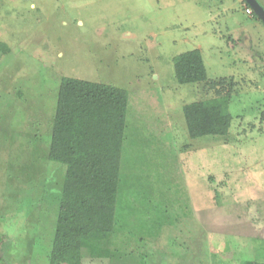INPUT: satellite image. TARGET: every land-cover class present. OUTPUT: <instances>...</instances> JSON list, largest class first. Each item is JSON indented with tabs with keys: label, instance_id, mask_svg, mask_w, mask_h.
I'll list each match as a JSON object with an SVG mask.
<instances>
[{
	"label": "rangeland",
	"instance_id": "obj_1",
	"mask_svg": "<svg viewBox=\"0 0 264 264\" xmlns=\"http://www.w3.org/2000/svg\"><path fill=\"white\" fill-rule=\"evenodd\" d=\"M247 6L0 0V42L9 48L0 50L3 264H48L65 172L48 149L68 76L129 93L123 158L148 192L138 205L145 226L116 264L264 261V21ZM193 49L201 51L208 79L234 82L226 136L188 134L183 105L214 95L203 83L176 81L174 58ZM158 217L161 229L150 227ZM150 228L160 235L140 240ZM82 264L112 263L88 257Z\"/></svg>",
	"mask_w": 264,
	"mask_h": 264
},
{
	"label": "trees",
	"instance_id": "obj_2",
	"mask_svg": "<svg viewBox=\"0 0 264 264\" xmlns=\"http://www.w3.org/2000/svg\"><path fill=\"white\" fill-rule=\"evenodd\" d=\"M8 49L0 42L2 52ZM174 70L179 84L203 83L204 90L214 93L183 105L189 136H226L232 123L228 107L233 80L208 79L198 49L177 55ZM128 106L125 88L77 77L62 78L52 116L48 158L64 165L65 172L58 185V213L48 264H82L88 257L116 264L125 260L131 236L145 226L138 205L141 195L148 191L138 187V180L135 183L137 175L127 173L123 158L129 130ZM131 186H135L133 190ZM147 222L150 227L162 224L160 217ZM160 232L151 233L150 228L139 239L157 238ZM239 264L264 261L245 259Z\"/></svg>",
	"mask_w": 264,
	"mask_h": 264
},
{
	"label": "water",
	"instance_id": "obj_3",
	"mask_svg": "<svg viewBox=\"0 0 264 264\" xmlns=\"http://www.w3.org/2000/svg\"><path fill=\"white\" fill-rule=\"evenodd\" d=\"M248 4L251 6L253 11L264 21V8L263 6L256 0H247ZM255 2V4H254Z\"/></svg>",
	"mask_w": 264,
	"mask_h": 264
},
{
	"label": "built area",
	"instance_id": "obj_4",
	"mask_svg": "<svg viewBox=\"0 0 264 264\" xmlns=\"http://www.w3.org/2000/svg\"><path fill=\"white\" fill-rule=\"evenodd\" d=\"M246 11L249 12V13H252V9L250 7H246Z\"/></svg>",
	"mask_w": 264,
	"mask_h": 264
},
{
	"label": "flooded vegetation",
	"instance_id": "obj_5",
	"mask_svg": "<svg viewBox=\"0 0 264 264\" xmlns=\"http://www.w3.org/2000/svg\"><path fill=\"white\" fill-rule=\"evenodd\" d=\"M256 1H258L259 3H260V1L259 0H256ZM263 2H264V0H262ZM262 6H263V8H264V5L262 4V3H260ZM252 9V8H251ZM252 11H253V9H252Z\"/></svg>",
	"mask_w": 264,
	"mask_h": 264
},
{
	"label": "bare ground",
	"instance_id": "obj_6",
	"mask_svg": "<svg viewBox=\"0 0 264 264\" xmlns=\"http://www.w3.org/2000/svg\"><path fill=\"white\" fill-rule=\"evenodd\" d=\"M254 4H255V2H254ZM256 5V4H255Z\"/></svg>",
	"mask_w": 264,
	"mask_h": 264
}]
</instances>
